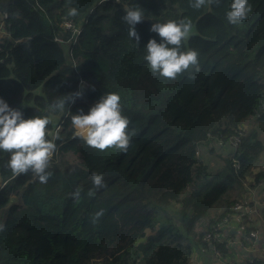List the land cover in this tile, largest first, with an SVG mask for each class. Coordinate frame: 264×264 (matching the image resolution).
<instances>
[{"label":"trees","instance_id":"obj_1","mask_svg":"<svg viewBox=\"0 0 264 264\" xmlns=\"http://www.w3.org/2000/svg\"><path fill=\"white\" fill-rule=\"evenodd\" d=\"M230 2L196 10L189 0H0V98L25 119H50L47 137L57 145L47 183L13 176L0 151V264H188L194 248L208 247L202 238L233 194L264 179L254 173L264 155L259 126L229 145L252 119L264 122V0H249L252 12L238 26L227 22ZM135 6L145 13L139 45L122 20ZM73 7L77 17L67 15ZM185 18L195 32L182 50L199 53L201 71L194 80L154 76L144 60L149 40L161 42L152 24ZM65 20L79 28L75 40ZM80 80L88 86L66 105L70 113L51 111ZM108 92L120 95L135 131L127 152H100L74 137L71 115L88 114ZM216 145L225 157L210 172L198 152ZM93 172L107 187L89 197ZM77 188L78 201L70 195Z\"/></svg>","mask_w":264,"mask_h":264},{"label":"clouds","instance_id":"obj_2","mask_svg":"<svg viewBox=\"0 0 264 264\" xmlns=\"http://www.w3.org/2000/svg\"><path fill=\"white\" fill-rule=\"evenodd\" d=\"M213 3L219 4L220 0H189V6L196 10ZM124 12L122 20L128 26V37L139 45L140 36L136 25L144 21V10L140 6H135L125 8ZM251 12L249 0H231L226 13L227 22L238 26L249 18ZM67 15L77 17L78 9L70 8ZM150 30L161 38L159 43L156 39H151L146 45L144 60L152 74L171 81L187 73L188 78L194 80L196 74L201 71L199 53L196 50H182L183 42L189 38L192 30L191 19L156 22L152 24ZM82 97V90L69 93L54 100L49 108L51 111L63 112L67 109L66 105L74 104ZM50 123V119L41 116L25 119L22 111L11 108L0 98V151L9 154L5 167L13 176L31 173L40 183L48 182L52 176L49 169L57 151V145L47 137V126ZM129 125L130 120L123 115L121 97L114 92L103 95L88 114H83L81 110L80 114L71 115L74 137L100 152L108 149L127 152L135 135V131L130 130ZM56 139H59L58 135ZM90 179L93 187L87 193L89 197L95 196L98 191L107 187L104 176L100 173L93 172ZM81 191L77 188L70 195L78 201L81 198ZM103 215V209L95 212L91 216V222L97 223ZM2 228L3 225H0V230Z\"/></svg>","mask_w":264,"mask_h":264},{"label":"built area","instance_id":"obj_3","mask_svg":"<svg viewBox=\"0 0 264 264\" xmlns=\"http://www.w3.org/2000/svg\"><path fill=\"white\" fill-rule=\"evenodd\" d=\"M63 27L73 31L75 40L79 34V28H74L68 20L64 21ZM87 86L85 81L80 80L78 90L81 91ZM100 98L89 106H94ZM57 130L59 131V126L56 128ZM243 133L244 128L242 127L237 135L230 140L229 145L232 148L239 145ZM52 134L51 137L54 138L55 135L53 132ZM249 223L256 229L247 231V227H250ZM232 229L235 230V234L231 233ZM202 243L208 247L201 246V248L210 251L223 264H264V179H260L253 187L245 185L240 197L230 207L224 218L212 228V231L202 238ZM219 248L224 252L222 253ZM237 249L251 252L252 256L245 259L238 258L235 262L229 261L228 255L232 250ZM93 264L101 263L94 262Z\"/></svg>","mask_w":264,"mask_h":264},{"label":"rangeland","instance_id":"obj_4","mask_svg":"<svg viewBox=\"0 0 264 264\" xmlns=\"http://www.w3.org/2000/svg\"><path fill=\"white\" fill-rule=\"evenodd\" d=\"M194 32H195V30H194V28H192L190 35L193 34ZM252 120L253 121H252L251 124H246L243 127L245 132L250 129L251 125L254 126V127H258L259 126L260 129H261L260 130L261 136L264 137V122H261V121L257 120L256 118L252 119ZM56 128L53 130L54 135H56V133L58 132V130L56 131ZM224 150H225L224 148L220 147L219 145H216L214 147V150H213L212 153H210L208 150H206V151H203V150L201 151L200 150V153H199L198 157L203 158V160L207 164L208 169H209L210 172H215L217 170H220L222 168V166H223V159L225 157V154H223ZM202 152H204V153H202ZM259 171H264V170H263L262 167H260V168L255 169L254 173H258ZM235 195H236V193L233 194V197L236 200L237 198L235 197ZM10 199H11V204L17 203V199H16L14 193H12L10 195ZM4 211L0 212V225L3 224ZM171 214L173 215V213H171Z\"/></svg>","mask_w":264,"mask_h":264},{"label":"crops","instance_id":"obj_5","mask_svg":"<svg viewBox=\"0 0 264 264\" xmlns=\"http://www.w3.org/2000/svg\"><path fill=\"white\" fill-rule=\"evenodd\" d=\"M260 167H262L264 170V155L262 157L261 164L260 166H258V168ZM231 233L235 234V230L232 229ZM251 256H252L251 252H244V251L237 249L235 251L232 250L230 255H228V259H230L229 261L231 262H235L236 259L238 258L245 259ZM188 264H223V262L220 261L219 258L215 257L210 251L203 249L201 248V246H199L193 249V252L191 254Z\"/></svg>","mask_w":264,"mask_h":264}]
</instances>
